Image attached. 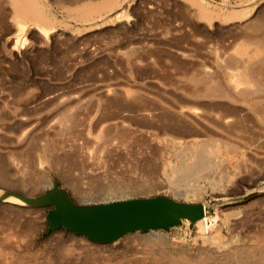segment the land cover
I'll list each match as a JSON object with an SVG mask.
<instances>
[{"label":"rangeland","instance_id":"1","mask_svg":"<svg viewBox=\"0 0 264 264\" xmlns=\"http://www.w3.org/2000/svg\"><path fill=\"white\" fill-rule=\"evenodd\" d=\"M23 1L0 0V264H263L264 124L241 103L264 109V0ZM198 145L217 162L191 177ZM54 184L68 208L167 196L217 219L43 233Z\"/></svg>","mask_w":264,"mask_h":264},{"label":"water","instance_id":"2","mask_svg":"<svg viewBox=\"0 0 264 264\" xmlns=\"http://www.w3.org/2000/svg\"><path fill=\"white\" fill-rule=\"evenodd\" d=\"M64 192L65 200L52 205L46 211V227L43 233L62 227L76 235L97 243L114 241L127 232L153 229L168 230L182 219L194 223L203 216V204L176 201L167 196L130 198L107 203L64 207L66 193L54 184L49 193Z\"/></svg>","mask_w":264,"mask_h":264},{"label":"bare ground","instance_id":"3","mask_svg":"<svg viewBox=\"0 0 264 264\" xmlns=\"http://www.w3.org/2000/svg\"><path fill=\"white\" fill-rule=\"evenodd\" d=\"M14 1V3L16 4L15 6H16V12H22V14L24 13V14H28V15H30V16H33V14H34V12H33V10L23 1V0H13ZM18 14V13H17ZM19 15V14H18ZM28 15H26V16H28ZM23 16V15H22ZM264 56V55H263ZM262 56V57H263ZM243 60V59H242ZM260 60V59H259ZM264 61V60H263ZM256 62V61H255ZM258 62H260V61H258ZM238 63H239V61H238ZM242 63V62H241ZM255 64V63H254ZM257 64V63H256ZM255 64V65H256ZM263 65V64H262ZM253 67V66H252ZM257 70H259V69H257ZM262 71V70H261ZM252 72V71H251ZM248 73H250L249 71H248ZM249 75V74H248ZM260 75V74H259ZM254 82H257V81H255L254 80ZM255 84V83H254ZM256 86H258V83H257V85ZM246 90V89H245ZM244 90V92L246 93L247 91H245ZM258 90V89H257ZM241 91H242V89H241ZM254 91V90H253ZM252 92V91H251ZM261 92V91H260ZM208 93V92H207ZM249 93H250V91H249ZM254 94H255V91L253 92ZM244 94V93H243ZM252 94V93H251ZM254 94H252V95H254ZM257 95V94H256ZM215 96V95H214ZM241 96L242 97H244L243 95H242V93H241ZM260 100V99H259ZM241 101V100H240ZM258 101V100H257ZM256 100H255V103H252V102H250V103H252V104H250L249 102H248V104L249 105H245V104H247V102H243L242 101V103L241 104H244V106L241 108V110L243 111L242 113H244L243 114V116H246L245 114H250L251 115V117L256 121V122H259V123H263L264 124V109L262 110V111H258L257 110V102ZM236 102V101H235ZM262 101H260V103H261ZM240 103V102H239ZM259 103V104H260ZM261 105H263V104H261ZM257 106V107H256ZM260 106V105H259ZM256 107V108H255ZM262 106H260V108H261ZM238 108V107H237ZM236 108V109H237ZM262 108H264V105H263V107ZM261 108V109H262ZM223 109H225V108H223ZM227 109H229V108H227ZM226 109V110H227ZM231 109V108H230ZM235 109V108H234ZM239 109V108H238ZM237 109V110H238ZM259 109V108H258ZM225 110V111H226ZM241 110L239 111V112H241ZM256 110L258 111V112H256ZM229 111V110H228ZM236 111V110H235ZM232 112H233V110H232ZM237 114V113H236ZM239 114V116H240V113H238ZM183 115V114H182ZM232 115V114H231ZM242 115V114H241ZM206 116V115H205ZM242 116V117H243ZM230 117V116H229ZM247 117H248V115H247ZM251 117H248L249 119L251 118ZM231 118V117H230ZM233 118V117H232ZM248 118H246L245 120H248ZM251 118V119H252ZM224 119V118H223ZM236 119V118H235ZM171 120V119H170ZM251 121V120H250ZM227 122H229V121H227ZM235 122V121H234ZM252 122V121H251ZM232 123H233V121H232ZM236 123V122H235ZM237 123H238V121H237ZM241 123H242V121H241ZM229 124H230V122H229ZM240 124V123H239ZM246 125V124H245ZM226 126H227V124H226ZM231 126V125H230ZM236 126H237V124H236ZM242 126V125H241ZM229 127V126H228ZM195 140V139H194ZM191 143H192V145H193V143H194V141L193 140H191L190 141ZM201 143V142H200ZM203 144V143H202ZM201 144V145H202ZM187 145V144H186ZM191 145V146H192ZM195 145V144H194ZM200 145V144H199ZM199 145L197 146L198 148H197V150H195V151H193V161L189 164H183V165H181V168H180V170L183 172V173H187V174H192L191 175V177L193 176V174H196L198 171H200V173H201V171L202 170H204V171H206L205 169H207V167L208 166H210L211 164H209L210 162L209 161H207L208 159H209V156L207 155V153L205 152V149L204 148H201V147H199ZM196 146V145H195ZM204 146H205V148H206V144H204ZM189 148V147H188ZM188 148H187V150H188ZM189 149H191V148H189ZM195 149V148H194ZM188 151H190L191 152V150H188ZM188 151H186V149H185V152L187 153ZM180 152V151H179ZM184 152V151H183ZM185 153V154H186ZM185 154H184V156H185ZM184 156H183V158H184ZM186 156H187V154H186ZM185 156V157H186ZM189 157V156H188ZM211 157H213V156H211ZM179 159V158H178ZM187 159H189V158H187ZM243 159V158H242ZM180 162V161H179ZM217 162V161H216ZM215 162V163H216ZM214 163V164H215ZM180 164H181V162H180ZM213 164V165H214ZM212 165V166H213ZM244 165V164H243ZM180 166V165H179ZM212 166H210V168L212 167ZM214 168V167H213ZM178 170V169H177ZM176 169H175V171L174 172H176L177 171ZM212 170V169H211ZM179 171V170H178ZM204 173V172H203ZM211 173V172H210ZM205 174V173H204ZM180 175V174H179ZM178 175V176H179ZM189 175V176H190ZM197 175V174H196ZM200 175V174H199ZM198 175V176H199ZM203 175V174H202ZM188 176V175H187ZM214 176V175H213ZM186 177V176H185ZM177 178V177H176ZM183 179H181V180H184V177H182ZM195 179H197V178H195ZM205 179V178H204ZM211 179V178H210ZM209 179V180H210ZM176 181V180H175ZM188 181H190V180H188ZM193 181V180H192ZM183 183L184 182H186V181H182ZM213 182V181H212ZM181 183V182H180ZM190 183V182H189ZM214 183H215V181H214ZM184 184H186V183H184ZM183 184V185H184ZM193 184H194V182H193ZM175 185V184H174ZM174 185H173V187H174ZM176 186H178V185H176ZM190 186H191V184H190ZM175 189H176V187H174ZM184 188V187H183ZM190 188V187H189ZM178 190V189H177ZM214 215V214H213ZM213 217V216H212ZM215 219H217L216 217H215V215H214V218H209V217H206V216H203V217H201L200 219H198V220H196L195 222H198V225H199V227L203 230V231H205V233H206V231H207V233H208V231L210 230V227H212L211 225L213 224V220H215ZM217 227V226H216ZM214 228V227H213ZM214 232L212 233V234H210L211 236H209V235H207V236H209L208 237V239L209 238H214L213 237V235H217V233H219V229L218 228H215V230H213ZM206 233V234H207ZM207 238V237H206ZM210 240V239H209ZM260 240V239H259ZM219 248V247H218ZM249 250H250V248H249ZM238 252V250H235V255H236V253ZM258 255L264 260V247L262 246V248H260L259 249V251H258ZM239 256V257H238ZM238 256H236V258L238 259V261L239 262H242L243 261V258H242V256L241 255H238ZM203 263V262H202ZM263 264H264V262H263Z\"/></svg>","mask_w":264,"mask_h":264}]
</instances>
